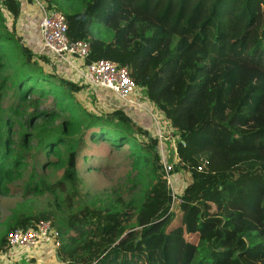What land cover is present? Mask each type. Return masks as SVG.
<instances>
[{"label": "trees", "instance_id": "obj_1", "mask_svg": "<svg viewBox=\"0 0 264 264\" xmlns=\"http://www.w3.org/2000/svg\"><path fill=\"white\" fill-rule=\"evenodd\" d=\"M24 1L63 14L68 37L90 42L85 63L128 67L169 122L172 171L189 180L172 202L157 138L121 108H83L74 93L84 86L47 54L35 59L16 32L20 0H0V191L25 172L26 190H39L51 155L65 166L56 184H75L84 136L126 147L144 187L138 202L84 205L62 222L16 209L0 253L10 230L43 218L59 230L58 259L68 264H264V0ZM7 94L15 104L5 106ZM49 97L59 112L41 107Z\"/></svg>", "mask_w": 264, "mask_h": 264}, {"label": "rangeland", "instance_id": "obj_2", "mask_svg": "<svg viewBox=\"0 0 264 264\" xmlns=\"http://www.w3.org/2000/svg\"><path fill=\"white\" fill-rule=\"evenodd\" d=\"M23 4L25 1L22 0ZM39 7L36 3L27 4L23 11H26L23 16H20L18 20V28L15 27L16 32L21 36L24 42L29 45L34 51V58L38 59V54L45 53L43 45H37L38 40V24L40 17H38ZM7 23L11 25L12 18L4 12ZM33 18V20L31 19ZM41 39V36H39ZM35 39L37 41H35ZM42 42V39H41ZM50 55V53L48 52ZM51 60L58 63L56 58L51 56ZM38 63L47 71H52V67L48 63L42 64L40 60ZM61 65V62L59 63ZM57 64V67L60 65ZM63 64V62H62ZM66 69L59 70L60 76L76 80L82 84L80 77L71 72V70L64 64ZM83 88L79 92H75L74 96L77 102L86 110L93 113H103L111 110V108L118 105L115 100H112L113 96L109 92H106L100 88H90L83 84ZM138 95L144 96L143 91L138 90ZM144 100V98H143ZM144 102H148L144 100ZM16 98L11 94H7L5 99V106L15 104ZM150 103V102H149ZM41 107L49 110H59L55 107L54 101L51 97L43 98L41 100ZM157 110V108H156ZM147 116L151 118V124L154 128L149 130V134L156 136V127L162 129L163 134L166 137L172 135L167 118H165L159 110L157 113H153L155 120L145 112ZM67 112L60 113L57 119L52 122L55 127L61 125V121L65 118ZM87 135V134H85ZM78 135L74 134L69 139L77 138ZM87 146L82 148L79 152L78 158V171L77 181L75 184L63 183L62 186H58L56 183L62 180L63 171L65 169L64 161L58 160L56 155H51L45 161V165H42L40 182V189L26 190L25 183L28 180V172H25L21 179L15 180L9 185L5 191H0V235L5 230L6 223L11 216L12 212L16 209L28 210L31 212H47L54 215L58 222L64 221L70 214L78 212L84 205L96 204L104 206L105 204H114L120 200L125 203L129 200L138 202L144 196V187L142 186L141 179L137 173V170L132 167L127 157L128 150L126 147L116 150L107 141H91L88 136L83 137ZM143 140L144 138H140ZM165 144L168 148L167 160L174 162L177 159L171 143L169 140H165ZM175 178L178 182L177 194L182 193L186 186L189 175L183 171L175 172ZM176 190V189H175ZM179 196V195H178ZM178 202V200H177ZM20 261L11 256L9 258L4 257V253H0V264H19ZM24 262V261H22Z\"/></svg>", "mask_w": 264, "mask_h": 264}, {"label": "built area", "instance_id": "obj_3", "mask_svg": "<svg viewBox=\"0 0 264 264\" xmlns=\"http://www.w3.org/2000/svg\"><path fill=\"white\" fill-rule=\"evenodd\" d=\"M37 5L42 13L39 22V32L43 49L58 61L65 63L71 72H74L75 75L80 77V80L83 81L81 85L84 84L90 88L103 89L124 104L130 105L132 108L144 113L147 112L153 121L155 120L153 113H157V107L154 103H149L145 99V95L143 98L148 102V105L144 102L143 98L139 100L138 96L140 95H138V90L140 88H138L130 76L126 65H119L117 62L104 58L85 63V59L90 54V42L82 39L71 40L67 35V24L63 14L53 8L44 9L39 3ZM155 135L158 141L156 149L160 157L166 186L171 193L172 202H174L181 193L177 194L178 182L175 178V172L172 171L173 162H169L167 155H165L168 152L165 140L170 141L171 147L176 155L175 141L171 134L170 137H166L160 127H156ZM60 245L59 230L50 219L42 218L28 227L10 230L7 233L5 250L2 252L5 258L15 256L20 261L19 264H23L21 262V256L28 254L36 248H45L46 250L49 248L52 256L58 258ZM25 259L29 261V256L26 255ZM47 264L68 263L57 259L52 262H47Z\"/></svg>", "mask_w": 264, "mask_h": 264}, {"label": "crops", "instance_id": "obj_4", "mask_svg": "<svg viewBox=\"0 0 264 264\" xmlns=\"http://www.w3.org/2000/svg\"><path fill=\"white\" fill-rule=\"evenodd\" d=\"M20 3H21V13H20V16H23L24 13L26 14V11H23V8L27 4H34V3H27V2H25V4H23L22 0H20ZM39 11L40 12L38 13V17H40V19H41L42 13H41V10H39ZM20 16H19V18H20ZM19 18L17 19V23H16V27L17 28H18V20H19ZM31 20H33V18ZM38 32H39V24H38ZM39 36H40V32L38 34V40H39V42L35 39V41H37V43H38L37 44L38 46H39V44L42 45V42H41V39H40ZM42 50H43V48H42ZM44 54H47L48 56H50V59H51V55H49L46 50H45V53ZM59 63L60 62L54 64V62L51 60V64L54 67V69H56L57 72H59V70H65L66 69V67L64 65L65 63L62 64V62H61V65ZM57 64H59L60 66L57 67ZM140 91H142V90L140 89ZM143 93H144V91H143ZM144 95H145V93H144ZM138 97H140V96H138ZM144 97H145V99H147L149 101V99L147 98L146 95ZM142 98L143 97L141 96V99ZM112 100H115L118 103V105L115 106V107H113V108H121V109H123L129 116L132 117V119L135 121V123L139 124L140 126H142L146 130L147 129L152 130L154 128L153 124H151V118L149 116H147V114H145L142 111H139L138 109L132 108L130 105L124 104L123 102H121L116 97H112ZM149 102H151V101H149ZM113 108H111V109H113ZM26 255L29 256V261H27L25 259V256ZM57 259L58 258H55L54 256H52L51 251H50L49 248L47 250L45 248H36V249L31 250V252H29L28 254H23L21 256V262L24 261V262H22L23 264H28V263L29 264H35V263L47 264V262H50V261L52 262V261L57 260Z\"/></svg>", "mask_w": 264, "mask_h": 264}]
</instances>
